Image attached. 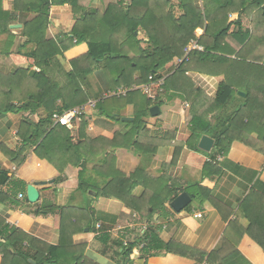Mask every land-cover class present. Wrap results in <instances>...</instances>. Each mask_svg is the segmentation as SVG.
<instances>
[{
	"label": "trees",
	"instance_id": "trees-1",
	"mask_svg": "<svg viewBox=\"0 0 264 264\" xmlns=\"http://www.w3.org/2000/svg\"><path fill=\"white\" fill-rule=\"evenodd\" d=\"M3 1L0 0V4ZM14 1L15 9L21 10L20 4L25 0ZM29 1L26 9L30 8L37 16L25 24L23 34L36 48L26 57L40 68V72L31 78L26 77L25 72L0 78V88H12L10 91L0 90V114L35 113L44 108L48 111V117L37 123L28 117L23 119L19 130L22 148L11 151L5 145H0V150L18 168H23L27 161L28 156L23 154L27 146L35 147V156L56 168L55 154L58 151L63 148L64 152L71 153L81 149L86 139L85 115L76 119L80 121V141L77 143L73 138L74 122L70 125L54 124L52 116L89 102L83 86L87 77L100 67L115 87L127 90L125 96H109L98 101L100 114L119 121L120 118L111 112L114 108L120 110L129 104L135 108V119L130 123L132 129L123 136L116 134L110 141L113 151L125 148L144 154L140 140L141 133L147 130L144 119L150 115L153 106H163L162 95L165 92H174L191 103L189 148L199 150L198 143L203 135L215 140L214 149L209 154L211 162L204 167L206 177L210 173L218 178L222 175V170L215 164L217 157H227L235 142L264 155V65L259 61L264 49L253 46V36L262 37V30L257 26L254 35L243 30L231 32L237 21L230 19L233 13L242 15L250 9H258L257 18L264 24V0H203V8L197 7L195 0H178L182 11L179 17L170 10V0H131L128 5L119 0L111 3L104 13L83 6L85 0ZM55 3L72 6L76 20L72 31L58 41L45 37L50 24V9ZM199 30H203V33L198 37L196 33ZM140 34L145 36L144 40L139 39ZM229 40L240 41L238 48H233ZM191 41H197L203 50H192L185 59L186 48ZM81 45H86L87 51L69 61L71 70L66 73V83L60 84L48 74V69L55 58L65 57L67 51ZM251 50H258L256 57L251 56ZM175 58L183 62L165 79L162 93L157 83L163 78L161 71ZM190 71L223 76L214 100L205 102L202 91L187 75ZM143 85H148L145 94L140 90ZM14 86L21 87V91H14ZM154 92L156 95H153ZM240 92L244 95H240ZM200 107H204L203 112H199ZM211 114H215L214 121L209 119ZM178 155L179 151L174 157L175 163ZM78 162L73 164L78 167ZM83 168L85 170V166ZM2 175L0 185L8 181L7 174ZM62 180L59 176L56 183ZM153 181L143 167H139L130 177L114 168L110 181L99 196L115 198L136 211L140 221H151L158 212L168 217L167 213L163 214L167 212L166 204H171L179 195L187 192L202 204L210 202L216 206L228 224L227 232L219 247L205 252L174 240H162L160 227L150 225L141 240L128 242L125 246L121 243L123 264H133L130 257L136 248H140V258L146 262L151 258L173 255L194 264H256L250 253L240 250L241 240L245 237L262 250L260 253L264 257V193L251 191L241 203L237 218L249 222L243 228L231 221V212L224 214V207L213 198L212 190L200 184L190 185L172 180L166 183L164 190L151 195L147 191V195L138 200L133 197L137 186L141 184L148 190ZM19 183L26 186L21 181ZM80 186L84 187L82 179ZM6 198L0 192V201ZM140 204H145L144 208H140ZM47 208L42 207L35 214H47L48 210L44 211ZM56 209L55 206L50 207L49 212ZM0 225V238L5 240L0 245L2 264H92L82 262V251L77 255L79 251H64L61 246L48 245L20 228L9 227L3 220H0ZM80 249H85V246ZM257 264H264V258Z\"/></svg>",
	"mask_w": 264,
	"mask_h": 264
},
{
	"label": "crops",
	"instance_id": "crops-1",
	"mask_svg": "<svg viewBox=\"0 0 264 264\" xmlns=\"http://www.w3.org/2000/svg\"><path fill=\"white\" fill-rule=\"evenodd\" d=\"M117 1L119 0H85L82 5L90 10L104 13L111 3ZM123 1L128 5L131 0ZM29 3V0H25L20 4L19 11L15 9L14 0H4L0 4L2 9H0V78L20 72H25V76L31 78L40 72V68L26 57L36 48V45L29 43L23 34L25 24L37 16V13L30 8L26 9ZM178 4V0H172L170 7L177 17L182 15ZM195 5L203 8L204 1L195 0ZM258 12V9H250L242 15L231 14V21H237L231 32L243 30L250 31L252 35L259 26L262 37L253 34V46L264 49V24L257 18ZM75 24L72 6L52 4L50 24L45 37L58 41L64 34L70 33ZM202 33L203 30H199L196 35L199 37ZM139 39L144 40V35L140 34ZM192 42L197 43L191 41L190 44ZM239 42L228 41L233 48H238ZM86 51V45H81L67 51L65 57L58 56L48 69V74L60 84H65L66 73L71 70L69 61ZM252 51L250 54L252 53L251 56L254 57L258 50ZM259 58L260 63L264 65V53L259 55ZM182 62L183 60L175 58L161 71L162 79L165 81ZM187 75L202 91L205 102L215 99L223 76L207 75L199 71H190ZM146 86L148 85L140 87L143 94L146 93ZM83 88L89 100L96 102L94 108H87L83 114L87 121L84 129L86 139L77 152H64L63 148L58 151L55 154L57 168L37 158L34 153L35 147L27 146L23 149V154L28 158L21 169L0 150V180H3L2 173H6L8 178L4 185H0V192L5 198H9L0 201V220L5 221L9 227L22 229L28 235L48 245L61 246L64 251H79L77 255L82 251L83 263L123 264L124 253L120 248L121 243L125 246L128 242L141 240L150 225L160 227L159 236L165 241L174 240L205 252H211L219 247L227 232L228 224L223 220L216 206L210 202L202 204L194 195L191 205L184 211L177 213L171 208V204L167 203V212L163 214L167 213L168 217L158 212L151 221L147 219L140 221L136 211L115 198L99 196L101 190H104L110 181L114 168L130 177L139 167H143L154 181L148 190L141 184L135 188L133 197L136 200L155 191L164 190L168 181L200 184L212 190L213 198L224 207V214L230 212L233 214L231 218L233 223H238L243 228L249 225L248 220L239 219L236 214L251 191L264 193L263 154L235 142L229 155L227 157L222 155L215 163L222 170V175L218 178L210 173V176L206 177L204 167L209 163L207 160L210 159L209 154L214 148L207 153L199 148V143L203 136L212 137L203 135L198 143L199 150L189 148L187 141L191 136V103L185 100L183 95L174 92H165L162 95L164 104L159 107L161 110L159 115L153 116L150 113L144 119L147 130L140 136L144 154L125 148L113 151L110 141L114 136L116 134L123 136L132 129L130 123L134 120L123 121L122 118L135 119L134 105L129 104L117 112L115 111L119 109L115 108L111 111L120 118L119 121L100 114L97 103L103 99V95L125 89L115 87L102 67L87 77ZM0 90L10 91L3 88ZM13 90L20 92L21 87L14 86ZM153 95H156V92ZM15 104L17 105L18 102L16 101ZM200 111L203 112L204 107H200ZM215 114L209 115L211 121H214ZM25 117L37 123L48 117V111L40 108L35 113L0 114V145H5L11 151L22 148L19 130ZM75 121L72 128L74 143H77L80 141V121ZM178 151V160L175 163L173 160ZM77 162L80 163L78 167L73 164ZM59 176L63 180L57 184L56 179ZM144 178L143 175L142 179ZM81 179L84 183L83 188L80 186ZM20 181L26 186L19 183ZM29 185L37 186L40 194L37 203H31L28 199ZM20 195L24 196L23 199L19 198ZM53 206L57 209L49 212L50 207ZM144 206L145 204H140V208ZM42 207H48L44 210H48L47 214L36 215L35 212ZM4 242V238L1 237L0 245ZM83 246L85 249H80ZM240 250L250 253L249 255L255 258L256 264L264 258L260 253L262 250L248 237L241 240ZM2 258L0 255V264ZM130 259L133 264H194L192 261L173 255L151 258L146 262L140 258V248L134 250Z\"/></svg>",
	"mask_w": 264,
	"mask_h": 264
},
{
	"label": "water",
	"instance_id": "water-1",
	"mask_svg": "<svg viewBox=\"0 0 264 264\" xmlns=\"http://www.w3.org/2000/svg\"><path fill=\"white\" fill-rule=\"evenodd\" d=\"M240 95H244V93H239ZM151 115L157 116L161 113V110L159 106H154L150 110ZM123 121H133V118L125 117L122 118ZM215 141L208 137V136H203L200 143H199V148L207 153H210L212 149L214 148ZM28 199L31 203H37L40 197L39 191L37 189L36 185H29L28 189ZM193 200V196L189 195L187 192L182 193L179 195L176 199H174L171 202V208L177 212L180 213L187 209Z\"/></svg>",
	"mask_w": 264,
	"mask_h": 264
},
{
	"label": "built area",
	"instance_id": "built-area-1",
	"mask_svg": "<svg viewBox=\"0 0 264 264\" xmlns=\"http://www.w3.org/2000/svg\"><path fill=\"white\" fill-rule=\"evenodd\" d=\"M192 50H203V47L198 45L196 42H192V44H190L187 48H186V57L185 59L188 57L189 53ZM150 79H153L152 77H150ZM158 85L160 87V92H163V86H164V79H160L158 82ZM145 91H148V86L145 87ZM127 93V90H120V91H116V92H112V93H106L103 95L102 98H107L109 96H125ZM153 100H155V96H153ZM96 105V102L94 101H90V103L88 105H84V106H80L71 110H67L65 111L63 114H59V113H55L52 116V121L54 124H62V125H70L72 124L78 117H80L81 115H83L85 113V111L87 110V108H94ZM221 159V156L217 157V161H219ZM207 162H211V159H208ZM23 195H20L19 198L23 199Z\"/></svg>",
	"mask_w": 264,
	"mask_h": 264
},
{
	"label": "rangeland",
	"instance_id": "rangeland-1",
	"mask_svg": "<svg viewBox=\"0 0 264 264\" xmlns=\"http://www.w3.org/2000/svg\"><path fill=\"white\" fill-rule=\"evenodd\" d=\"M171 3H172V0H170V5H169V8L171 7ZM145 37V36H144ZM90 103V100H89V102L86 104V105H88ZM117 111H120V110H116L115 112H117Z\"/></svg>",
	"mask_w": 264,
	"mask_h": 264
}]
</instances>
